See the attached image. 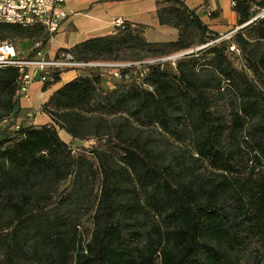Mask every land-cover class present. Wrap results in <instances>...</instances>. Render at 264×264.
I'll return each mask as SVG.
<instances>
[{
	"label": "trees",
	"instance_id": "obj_1",
	"mask_svg": "<svg viewBox=\"0 0 264 264\" xmlns=\"http://www.w3.org/2000/svg\"><path fill=\"white\" fill-rule=\"evenodd\" d=\"M232 2L228 37L184 1L157 0L177 41L149 43L124 22L71 49L79 63L191 54L109 85L83 69L43 105L49 125L16 129L21 74L0 68V264H264V0ZM39 41L40 26L0 24V44Z\"/></svg>",
	"mask_w": 264,
	"mask_h": 264
},
{
	"label": "crops",
	"instance_id": "obj_2",
	"mask_svg": "<svg viewBox=\"0 0 264 264\" xmlns=\"http://www.w3.org/2000/svg\"><path fill=\"white\" fill-rule=\"evenodd\" d=\"M181 1L190 9L197 10L211 31L228 37L236 29L237 16L233 12L232 0ZM67 4L71 17L62 24L60 31L43 51V57L48 61L56 60L63 53H69L71 49L88 40L111 36L114 33L113 22L116 19H122L133 27H142L144 38L149 43L175 42L179 37L176 29L160 25L156 16L157 0H67ZM215 11H219V17L212 20L209 13ZM83 74V69L65 71L60 75V82L45 90L44 85L33 83L27 97L20 99L21 110L16 118V124L19 126L51 124V119L42 113L43 105L55 91ZM104 83L109 85L107 80H104ZM64 133L67 138L63 139L60 135L62 140L67 144L72 143V138Z\"/></svg>",
	"mask_w": 264,
	"mask_h": 264
},
{
	"label": "built area",
	"instance_id": "obj_3",
	"mask_svg": "<svg viewBox=\"0 0 264 264\" xmlns=\"http://www.w3.org/2000/svg\"><path fill=\"white\" fill-rule=\"evenodd\" d=\"M264 15V13H263ZM71 17L67 0H0V24H13L23 28H34L40 26L46 30L49 41L60 31L64 22ZM122 19L113 22L114 32L124 26ZM42 42L35 43L30 52L39 51L33 59H28L30 52L24 55L19 54L16 47L9 42L0 44V68L18 67L21 74V99L27 97L30 86L33 83H40L42 86L47 83L54 86L53 73L55 71L65 72L73 69H86L87 63L74 61L73 55L63 53L59 58L48 61L43 57L41 51ZM28 54V55H27ZM185 56L182 54L180 57ZM156 62L134 63L129 66H122L120 63L112 64V69H101L104 73L111 71L110 76L118 77L120 69L133 66L149 65ZM114 70V72H112ZM10 120L2 122L1 126L9 124ZM19 129V125H16Z\"/></svg>",
	"mask_w": 264,
	"mask_h": 264
},
{
	"label": "rangeland",
	"instance_id": "obj_4",
	"mask_svg": "<svg viewBox=\"0 0 264 264\" xmlns=\"http://www.w3.org/2000/svg\"><path fill=\"white\" fill-rule=\"evenodd\" d=\"M30 45V43H29ZM17 49V51L19 52V54L23 55L27 52V48H28V44L26 42H21V43H17L14 45ZM187 52H178V53H174L172 55H169V56H164V57H161V58H151V57H147L146 59H144V61L142 62H156V63H161L163 64V66L165 67H175L176 63L178 60H180L181 58L183 57H180L182 54H185ZM98 62V61H97ZM98 63H102V64H106L108 65L109 68L112 69V64L114 63H120L121 65L123 66H128V65H131V64H134V63H139V62H98ZM111 71H107L104 75L105 77V80H107V82L109 83V79L110 78V73ZM112 72H114V70H112ZM60 135L61 137L64 139V138H67V135L64 133V132H60ZM71 144V143H70ZM93 145V142L92 141H89V142H85V143H75L72 145L73 149L74 150H78L80 147H85V148H90L91 146ZM65 186V185H63ZM97 194L98 192L96 191V197H97ZM94 201H95V198H94ZM84 235H85V238L87 239L88 238V235L90 234V232L92 231L93 229V224H92V221H91V217H89L87 219L86 217V220L84 222Z\"/></svg>",
	"mask_w": 264,
	"mask_h": 264
},
{
	"label": "bare ground",
	"instance_id": "obj_5",
	"mask_svg": "<svg viewBox=\"0 0 264 264\" xmlns=\"http://www.w3.org/2000/svg\"><path fill=\"white\" fill-rule=\"evenodd\" d=\"M123 66V65H122ZM126 66V65H125ZM129 66V65H128ZM87 68H101V69H109L108 65L102 63H87ZM21 85L20 89L17 92V97L21 99Z\"/></svg>",
	"mask_w": 264,
	"mask_h": 264
},
{
	"label": "water",
	"instance_id": "obj_6",
	"mask_svg": "<svg viewBox=\"0 0 264 264\" xmlns=\"http://www.w3.org/2000/svg\"><path fill=\"white\" fill-rule=\"evenodd\" d=\"M189 54H191V53H186L185 55H189Z\"/></svg>",
	"mask_w": 264,
	"mask_h": 264
}]
</instances>
